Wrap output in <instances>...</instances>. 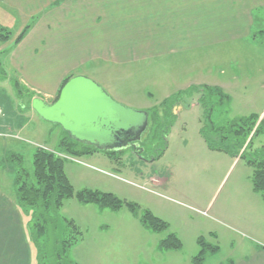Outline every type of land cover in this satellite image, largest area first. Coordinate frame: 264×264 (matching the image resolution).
Returning a JSON list of instances; mask_svg holds the SVG:
<instances>
[{"label":"rangeland","instance_id":"rangeland-1","mask_svg":"<svg viewBox=\"0 0 264 264\" xmlns=\"http://www.w3.org/2000/svg\"><path fill=\"white\" fill-rule=\"evenodd\" d=\"M59 1L48 7L51 13L67 9L62 6L65 0ZM135 1L76 0L81 5L86 3L84 8L91 11L92 17L95 13H99L98 17H134L144 11L146 16L141 18L146 21L148 1L140 0L133 6ZM73 8L78 15L80 6L72 5L70 10ZM9 17L0 10V35H11L7 42L0 40V106L7 110L11 126L8 131L19 138L0 134V184L11 187L21 166L17 155L23 157L27 178L35 182L33 158L42 147L62 156L66 175L76 192L111 193L124 203L114 210L70 197L60 208L48 211L20 206L34 253L33 264H166L157 241L170 231L183 241L182 249L172 250L182 264L194 263L201 249L200 236L219 247L212 255L213 261L239 254L255 241L264 244V202L259 211H251L246 194L254 170L248 160L264 159V133L254 138L241 158L242 139L233 132L240 117L256 113L264 118V90L258 85L264 80V17L255 25V39L242 38L129 64L93 60L70 74L88 76L125 105L158 110L159 125L151 122L141 140L147 160L133 153L132 147L114 153L78 147L79 154L88 152L80 155H72V146L61 151V127L37 114L32 119L27 97H21L31 92L36 93L34 98L47 95H38L27 86L17 95L7 78L12 70L4 58L6 49L11 41L19 43L14 42L21 33L16 32L18 23ZM1 50H5L4 55ZM230 83L233 89L224 91L231 92L232 97L220 101L221 95H214L217 86L230 88ZM58 92L48 96V102L58 98ZM165 99L169 101L161 103ZM203 101L210 111L203 108ZM1 116L0 111V119ZM19 126L24 128L22 132ZM208 142L216 149L210 148ZM126 204H136L138 208L132 211ZM144 211L168 222L170 229L152 234L141 220ZM70 221L80 235L75 234ZM34 222L36 230L44 227L39 239L34 236ZM72 235L79 239L64 253L62 241Z\"/></svg>","mask_w":264,"mask_h":264},{"label":"crops","instance_id":"crops-1","mask_svg":"<svg viewBox=\"0 0 264 264\" xmlns=\"http://www.w3.org/2000/svg\"><path fill=\"white\" fill-rule=\"evenodd\" d=\"M146 1L148 14L144 21L143 16L146 14L139 10L134 17H98L99 13L92 17L91 11L84 8L86 3L81 5L76 0H65L62 6H67V9L56 13H51L48 7L58 5L61 2L59 0H0V10H4L11 20L18 23L16 32L31 25L18 44L11 41L9 49H6L8 52L4 58L12 70L10 76L17 75L15 77L23 86L38 95L45 93L47 96L44 98L49 101L47 97L56 95L67 76L93 60L129 64L162 57L167 53L177 54L242 38H254L255 25L264 17V0ZM139 3L140 0H136L133 6ZM77 4L80 6L78 15L75 14V8L70 10L72 5ZM232 85L230 83V88L218 85V89L223 91L214 92V95H221L220 101L231 98V92L227 94L224 90L231 91ZM258 85L264 90V80L259 81ZM0 111L3 112L0 134L19 138L8 131L11 126L7 123V110L0 106ZM34 114L35 111L31 109L32 119ZM260 118H263L262 115ZM23 129L19 126L18 131L22 132ZM10 183V188L7 183L0 184V264H33L34 253L30 250L17 194H14V180ZM246 194L250 202L249 209L259 211L261 202H264V193L254 189L252 180ZM252 221L256 222L254 219ZM170 233L176 234L182 241L179 234L170 231L168 235ZM162 239L157 241V247L163 250L166 264H182L180 258L172 255V250L180 249L161 248ZM181 243L182 249L183 241ZM214 246L217 250L206 252L201 263L194 261L191 264H264V244L257 241L247 249L242 248L241 253L221 261L211 259L219 251V247Z\"/></svg>","mask_w":264,"mask_h":264},{"label":"trees","instance_id":"trees-1","mask_svg":"<svg viewBox=\"0 0 264 264\" xmlns=\"http://www.w3.org/2000/svg\"><path fill=\"white\" fill-rule=\"evenodd\" d=\"M30 26H31L30 24L27 25L21 31V33L15 39V43L20 42L24 38ZM0 29H2V27ZM10 38L11 35L9 33L8 36L0 35L1 43L9 41ZM4 51L1 50V54ZM4 76L7 77L6 74ZM73 76L74 75H69L64 79L58 93H60V90L64 86V84ZM7 78L10 80L13 90L17 93V95L22 94L24 88L23 85L19 83L20 81L13 76H9ZM216 93H222V90L218 89ZM26 94L22 95L21 97L22 98L24 96L27 97L28 100L27 107L31 108L30 105L31 100L34 98L36 93L31 92ZM57 99L58 98H56L54 101H56ZM166 101H169V99H165L161 103ZM206 105H207L206 101L205 102L203 101L202 102L203 108L210 111V109H208V106ZM158 119H159L158 110L156 108H152L150 111L149 126L151 125V122H153L154 125L156 124L159 125ZM233 126L235 127V129L233 130L234 134L236 136H240L239 138L242 139V145L240 147V149L243 148L240 155V157L242 158L245 156V153L252 144L254 138L257 135L264 133V118L260 119V115L256 113L251 114L249 116H243L237 119ZM217 127L213 126L215 130L218 129ZM219 129H221V127H219ZM63 133H64V137L61 138L58 145L61 148L62 152L69 150L72 146L74 148V152H72L73 153L72 155H80V154H86L88 152H81L79 154V151L77 150L78 147H82V149H87V147H94L89 144L76 141L75 139L68 136V134L64 131ZM249 135H252V137H250L249 141L247 142ZM208 145L210 148L216 149L212 143L208 142ZM218 149L227 151L222 147H218ZM17 159L20 161L19 163L21 166L18 174L14 179V185L15 187H17L16 190L17 201L21 207H25L27 209L30 208L32 209V211L33 210L38 211V208H45L48 211L51 210L52 208H60L63 205L64 200L70 197H76L79 201L86 203H90V202L97 203L100 204L101 207L106 206L107 208L114 210L116 209L118 210L124 206L123 205L124 203L111 193L100 194L92 190H83L76 192L66 175L65 160L62 158V156L58 155L56 151L50 152V151H46L42 147H39L37 151L34 153L33 165H34V178L36 180L35 182L31 181L30 178H27L26 176V173L22 166L23 163L22 155H17ZM248 163L254 168L253 176H252L254 189L256 191L264 193V159H251L248 160ZM126 205L132 211H135L136 208H138V205L136 204H126ZM37 214L38 213H35V211L33 212V215H35L36 217ZM36 220L37 218H35V221ZM141 220L153 232H162L169 229V224L167 222L158 218L150 211H144ZM35 224L36 223L34 222L33 224L35 228L34 236L35 238L39 239L44 231V227H41V229L39 228L36 230ZM68 224L72 226L75 234L80 235V232L78 231L76 225H74L72 221H70ZM69 238L62 241L63 243L62 251L64 253L67 251V249H69L72 245H74L79 239L77 237L74 238L73 235L70 236ZM198 242L201 245V252L194 259V261L197 263H201V261L204 259L205 253L208 251H213V250L215 251L217 250V247H215L212 244H208L204 237L199 238ZM160 247L163 249H181L182 243L180 239L176 236V234L170 233L166 238L161 240ZM62 255L63 253L60 251L58 253V256L61 258Z\"/></svg>","mask_w":264,"mask_h":264},{"label":"water","instance_id":"water-1","mask_svg":"<svg viewBox=\"0 0 264 264\" xmlns=\"http://www.w3.org/2000/svg\"><path fill=\"white\" fill-rule=\"evenodd\" d=\"M31 108L42 120L98 150L118 152L132 147L136 155L144 151L140 143L149 126V112L116 101L83 74L71 77L55 102L35 97Z\"/></svg>","mask_w":264,"mask_h":264},{"label":"flooded vegetation","instance_id":"flooded-vegetation-1","mask_svg":"<svg viewBox=\"0 0 264 264\" xmlns=\"http://www.w3.org/2000/svg\"><path fill=\"white\" fill-rule=\"evenodd\" d=\"M141 147H142V145H141ZM129 148H131V147H129ZM127 150V149H126ZM144 150H145V148H144ZM113 153H114V151H112ZM121 152V151H120ZM132 152L134 153V150L132 149ZM138 153H139V157L140 158H143V159H145V160H147L148 158L142 153V152H139L138 151ZM158 156V155H157Z\"/></svg>","mask_w":264,"mask_h":264}]
</instances>
